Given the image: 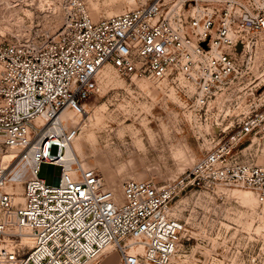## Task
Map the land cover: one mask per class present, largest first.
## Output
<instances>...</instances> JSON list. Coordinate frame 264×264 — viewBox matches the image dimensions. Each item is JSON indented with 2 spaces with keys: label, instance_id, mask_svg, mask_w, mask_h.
<instances>
[{
  "label": "built area",
  "instance_id": "2783aa9c",
  "mask_svg": "<svg viewBox=\"0 0 264 264\" xmlns=\"http://www.w3.org/2000/svg\"><path fill=\"white\" fill-rule=\"evenodd\" d=\"M3 4L8 19L46 5L52 22L39 38L0 26V152L15 153L0 162L1 264H97L109 251L121 264L188 263L196 254L185 245L197 238L177 217L178 198L236 188L264 205V166L247 157L264 139V0H153L99 21L87 0ZM109 67L178 85L213 146L185 177L126 181L118 197L104 171L67 156L82 125L63 115H88ZM43 163L58 169L56 184L40 178ZM21 167L17 202L7 188ZM18 233L31 237L28 252Z\"/></svg>",
  "mask_w": 264,
  "mask_h": 264
},
{
  "label": "rangeland",
  "instance_id": "374dc122",
  "mask_svg": "<svg viewBox=\"0 0 264 264\" xmlns=\"http://www.w3.org/2000/svg\"><path fill=\"white\" fill-rule=\"evenodd\" d=\"M4 1L7 0H0L1 27L18 26L22 35L35 38L51 31L52 19L46 5H40L39 14L24 11L27 16L21 13L22 18L8 19ZM152 1L87 0V4L92 19L99 21ZM59 24L60 20H56L53 28ZM1 71L0 64V74ZM185 102L178 85L170 81L121 76L114 68H107L102 73L99 92L87 102L88 115L74 143L82 148L80 159L84 166L104 171L108 186L118 197L126 181L155 180L164 185L185 177L213 147L205 140L208 130L195 126L188 116ZM57 152L54 147L52 154ZM8 154L0 152V162ZM247 157L264 166V139L252 147ZM58 174L55 166L43 163L39 176L54 185ZM9 191L19 202L24 185L10 184ZM241 191L248 190L235 188L218 199L197 201L185 194L177 199V217L197 238L190 247L185 245L196 256L183 264H264V205L254 199L248 203ZM18 235L23 238L21 233ZM24 241L23 250L28 252L31 239L24 236ZM4 245L6 242L0 241V249ZM108 253L97 264H121L117 252ZM1 258L0 254V264Z\"/></svg>",
  "mask_w": 264,
  "mask_h": 264
},
{
  "label": "bare ground",
  "instance_id": "6f19581e",
  "mask_svg": "<svg viewBox=\"0 0 264 264\" xmlns=\"http://www.w3.org/2000/svg\"><path fill=\"white\" fill-rule=\"evenodd\" d=\"M63 116H66V117H69L70 118V121L73 125H82L83 124V121L85 120V117L86 115L83 116V119H81L80 116H76L74 113L72 112H65ZM10 154L8 155H5L2 160L4 162H10L13 158V156L15 155L14 152L12 151H9ZM82 154V148L81 146L76 143V145L73 146L72 149H69L68 153H67V156H74V159L76 160V162L78 164L81 165L82 168H85L87 169L84 164H83V160L80 159V155ZM24 173V167H21L19 169L16 170L15 172V176H17V179H15V183H19V184H22L24 185V181L26 180V178L22 175ZM7 191H8V188H7ZM10 192V191H9ZM17 193V192H16ZM241 196L242 198L245 199V201H247L248 203H250L251 199H254V200H257L258 203L260 202L259 198L251 191H241ZM253 195V196H252ZM120 197V196H119ZM256 197V198H255ZM18 199V198H17ZM20 201V200H19ZM24 236H27L31 239V237L29 236L28 233H23L22 234V244H21V248L23 249L22 245L23 243H26L24 241ZM25 245V244H24ZM28 247H30L32 245V241L30 243L27 244ZM1 250H4L3 249V246L1 247L0 251ZM107 254H110L107 252Z\"/></svg>",
  "mask_w": 264,
  "mask_h": 264
}]
</instances>
